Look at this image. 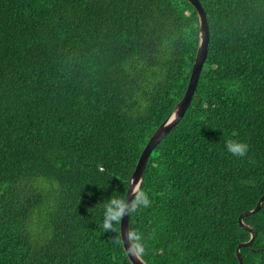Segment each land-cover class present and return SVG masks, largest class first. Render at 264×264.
<instances>
[{
    "label": "trees",
    "instance_id": "trees-1",
    "mask_svg": "<svg viewBox=\"0 0 264 264\" xmlns=\"http://www.w3.org/2000/svg\"><path fill=\"white\" fill-rule=\"evenodd\" d=\"M199 2L207 59L129 217L147 264H239L264 196V0ZM199 35L188 0H0V264H133L102 203L184 97ZM243 221L242 264H264V202Z\"/></svg>",
    "mask_w": 264,
    "mask_h": 264
},
{
    "label": "water",
    "instance_id": "water-1",
    "mask_svg": "<svg viewBox=\"0 0 264 264\" xmlns=\"http://www.w3.org/2000/svg\"><path fill=\"white\" fill-rule=\"evenodd\" d=\"M196 9L198 16H199V29H200V35H199V48L197 51V56L196 60L193 65V69L191 72V77H190V83L188 86V89L182 98V100L176 105L174 111L172 114L166 119V121L159 127V129L153 134L151 137L149 143L146 145L144 151L141 154V157L137 163L136 169L134 173L132 174L130 181L131 180H141L143 183L144 179V172L147 166V162L149 160V157L152 153V151L156 148V146L161 142V140L171 131L173 127H175L178 122L182 119L184 114L186 113L187 109L189 108L193 97L194 93L196 91V87L198 84V80L200 78V75L203 70L204 63L207 59L208 55V49H209V43H210V35H209V25L207 21V15L202 7L201 3L199 0H188ZM134 199V194L132 193L131 190L128 191L126 201L129 205H131V202ZM264 202V196L259 200L256 209L252 211H246L243 213L240 218H239V224L240 226L246 230L247 232L250 233L251 238L248 242H243L240 243L238 248H237V257L239 259V264H242L243 258L241 255V250L242 248L249 247L252 245L253 241L256 239L257 234L255 233V230L248 226L247 224L244 223V219L256 212H258L263 205ZM129 217L130 214L128 212L125 213L124 217H122L120 228L123 233V239H124V248L130 247L131 242L127 238V233L129 230ZM129 257V256H128ZM131 262L133 264H141L140 261H137L133 257H129ZM143 264H147L143 260Z\"/></svg>",
    "mask_w": 264,
    "mask_h": 264
},
{
    "label": "clouds",
    "instance_id": "clouds-1",
    "mask_svg": "<svg viewBox=\"0 0 264 264\" xmlns=\"http://www.w3.org/2000/svg\"><path fill=\"white\" fill-rule=\"evenodd\" d=\"M226 150L233 156L244 158L248 153V145L234 139H227L225 141ZM131 190L134 194V199L129 205L126 201L127 193ZM103 204V223L102 228L104 233L113 232L114 237L110 240L115 245L124 246V239L122 231H119L114 225H120L122 217L128 212L130 215L136 213L141 208L151 206V200L146 191L143 190L141 180L129 181L128 188L125 195H118L113 193ZM127 238L131 242L130 247L124 248L125 253L129 257L135 258L143 264L146 248L143 241L142 234L130 227L127 233Z\"/></svg>",
    "mask_w": 264,
    "mask_h": 264
},
{
    "label": "rangeland",
    "instance_id": "rangeland-1",
    "mask_svg": "<svg viewBox=\"0 0 264 264\" xmlns=\"http://www.w3.org/2000/svg\"><path fill=\"white\" fill-rule=\"evenodd\" d=\"M207 21H208V19H207ZM208 25H209V22H208ZM209 35H210V28H209ZM209 40H210V38H209ZM210 44V43H209ZM209 50V49H208Z\"/></svg>",
    "mask_w": 264,
    "mask_h": 264
}]
</instances>
